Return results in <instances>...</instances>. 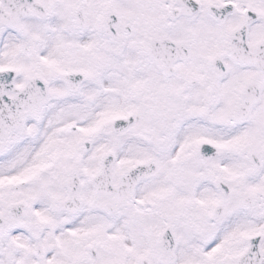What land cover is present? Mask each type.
<instances>
[{"label": "snow or ice", "instance_id": "6c2138e0", "mask_svg": "<svg viewBox=\"0 0 264 264\" xmlns=\"http://www.w3.org/2000/svg\"><path fill=\"white\" fill-rule=\"evenodd\" d=\"M0 264H264V0H0Z\"/></svg>", "mask_w": 264, "mask_h": 264}]
</instances>
